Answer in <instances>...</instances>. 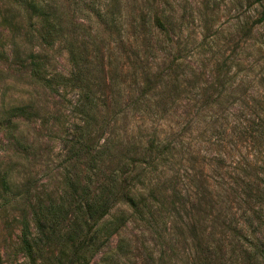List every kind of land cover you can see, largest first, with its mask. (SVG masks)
<instances>
[{"label": "rangeland", "instance_id": "rangeland-1", "mask_svg": "<svg viewBox=\"0 0 264 264\" xmlns=\"http://www.w3.org/2000/svg\"><path fill=\"white\" fill-rule=\"evenodd\" d=\"M37 1L49 3L63 26L45 49L16 5L0 0V264H29L18 245L21 213L35 194L46 198L61 185L65 141L80 121L78 93L52 92L29 72L42 54L50 74L67 73L71 48L82 52L100 91L97 110L108 108L95 121L99 143L132 145L136 158L174 144L154 167L137 163L128 174L163 222L152 228L116 203L110 216L124 209L125 223L92 264L119 243V264H202V256L261 264L264 137L253 141L241 126L264 109V23H253L264 0Z\"/></svg>", "mask_w": 264, "mask_h": 264}, {"label": "trees", "instance_id": "trees-1", "mask_svg": "<svg viewBox=\"0 0 264 264\" xmlns=\"http://www.w3.org/2000/svg\"><path fill=\"white\" fill-rule=\"evenodd\" d=\"M11 1L27 19L31 28L29 33L37 35L42 43L41 48L52 46L57 36H63L61 16L52 10L49 3L42 0V3H46L43 6L37 0ZM253 23H264V11ZM156 26L164 38L171 41L164 22L157 18ZM253 26L247 29V33ZM261 44L264 45V40ZM69 53V61L73 67L67 73L50 74L42 54L34 55L29 72L37 84L52 92L60 93L66 88L76 90L78 97L75 110L80 120L71 138L65 141L67 160L62 168L60 188L48 193L46 198L35 194L34 200L27 204L28 210L21 213L18 245L29 264H92V258L125 223L127 212L124 209H117V213L110 216V211L116 203H126L131 209L130 217L141 220L152 228L163 222L157 205H146L143 193L138 192L141 188L134 184L136 174H128L134 171L137 163H143L146 170L148 167H154L158 156L168 154L174 144L157 143L153 146L158 148L154 150L155 156L142 155L136 158L132 145H123L116 142L117 140L115 143L110 137L99 143L97 133L101 130V124L99 126L95 121L98 116L103 119L108 108L104 110L103 103L97 110L100 97L96 92L100 91L93 90L95 82L90 78L88 67L82 63L85 59L82 52L71 48ZM141 93H146V89ZM25 107L26 105L18 107L20 113L25 112ZM260 111L255 112L253 117L241 126L243 135L253 138V141L264 137V109ZM28 115L31 114L24 117ZM16 140L28 151L25 143L18 138ZM151 147L152 145H149V148ZM114 159L116 163L112 166L106 165L105 161L110 164ZM151 198L153 201L157 199L153 194ZM156 202L160 204V200ZM158 235L161 243L160 232ZM124 249V244L120 246L119 243L113 249L105 250L93 264H119ZM257 251L261 264H264V249ZM201 252L202 250L200 254ZM202 260V264H213L209 256H202Z\"/></svg>", "mask_w": 264, "mask_h": 264}]
</instances>
